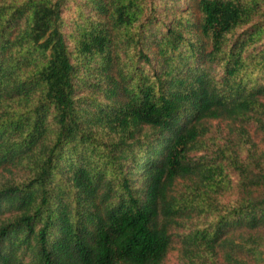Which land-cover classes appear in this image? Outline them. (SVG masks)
<instances>
[{"label":"trees","instance_id":"obj_1","mask_svg":"<svg viewBox=\"0 0 264 264\" xmlns=\"http://www.w3.org/2000/svg\"><path fill=\"white\" fill-rule=\"evenodd\" d=\"M174 243L264 264V0H0V264Z\"/></svg>","mask_w":264,"mask_h":264},{"label":"rangeland","instance_id":"obj_2","mask_svg":"<svg viewBox=\"0 0 264 264\" xmlns=\"http://www.w3.org/2000/svg\"><path fill=\"white\" fill-rule=\"evenodd\" d=\"M211 127V135H213L214 139H218L222 137L223 133H226L228 131L229 125L227 122L215 121L212 123ZM250 131L254 134L253 137H255V134H257L256 128L254 126H251ZM178 247L179 244L174 243V249L169 253V256L163 264H185L181 258Z\"/></svg>","mask_w":264,"mask_h":264}]
</instances>
